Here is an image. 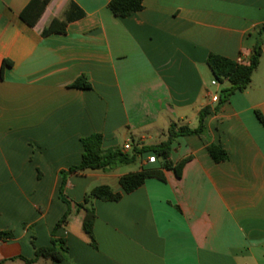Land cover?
<instances>
[{
	"label": "crops",
	"instance_id": "1",
	"mask_svg": "<svg viewBox=\"0 0 264 264\" xmlns=\"http://www.w3.org/2000/svg\"><path fill=\"white\" fill-rule=\"evenodd\" d=\"M34 1L0 0V232L14 234L0 238V264H28L51 245L68 210L61 172L81 163L82 139L101 134L105 150L131 143L132 154L165 141L172 124L197 129L206 108L203 133L172 146L174 165L189 158L180 176L152 166L159 158L148 164L152 153L136 171L160 168L166 180L129 194L122 167L69 175L72 213L54 233L67 261L33 264H264V44L251 85L218 109L211 94L229 83L213 86L208 65L210 54L249 60L264 0H145L126 18L111 0H51L30 26L22 15ZM71 3L85 17L43 36ZM81 78L89 89L73 86ZM213 144L227 161L212 159ZM100 185L123 197L92 201L94 247L77 206Z\"/></svg>",
	"mask_w": 264,
	"mask_h": 264
},
{
	"label": "trees",
	"instance_id": "2",
	"mask_svg": "<svg viewBox=\"0 0 264 264\" xmlns=\"http://www.w3.org/2000/svg\"><path fill=\"white\" fill-rule=\"evenodd\" d=\"M51 0H36L23 13L22 17L28 25L33 26L42 15L46 6ZM145 0H111L109 9L116 17L126 18L143 10ZM85 17V13L80 10L74 3L69 5L64 19H54L50 25L43 31V36H48L53 33L65 34L68 25L76 20ZM264 44V26L258 31L256 44L253 48L252 55L248 63H238L235 60L217 55L210 54L208 57V65L212 70L214 77L220 83L227 81L228 87L221 90L219 95V102L217 109L224 103L230 100L236 93L243 92L251 85L253 75L259 66L261 57L263 55ZM12 63L4 60L1 75H3L4 68L11 66ZM76 88L89 89L90 84L86 82L85 78L77 80L74 84ZM212 114L209 108L203 109L199 115V127L191 129L186 126H178L172 124L168 130V137L160 144L143 147L142 149H135L132 154L126 153L120 148H113L105 150L103 148V136L101 134H93L87 138L82 139L84 152L82 161L79 165L72 166L68 170L61 172V186L59 189V196L63 202L68 205V210L62 219L56 224L53 232V239L50 246L40 247L36 249V259L26 260L28 264L35 263L38 259L44 258L53 262L62 263L67 261L68 250L65 246L66 242L62 239L54 238V233L57 229L67 225L68 218L72 213V202L67 198L65 191L67 179L71 174L84 173L86 171H113L119 167L130 166L136 163L137 158L145 153H152L159 159L164 160V168L174 170L178 176L181 175L185 164L189 158L183 160L181 163L174 165L171 160L172 146L177 138L189 135H201L204 131V121ZM259 119L264 123V118L260 113H257ZM208 152L216 163H221L228 160L227 152L219 145H210ZM158 179L165 181V174L162 169L149 167L142 168L140 171L130 172L120 179V186L127 194L134 192L142 187L146 180ZM123 193L115 192L110 186L100 185L95 187L85 199L83 204L77 206V211H84L85 217L83 220V229L91 240V245L97 247L94 224L96 220V212L91 205L94 199L102 201H120ZM0 238L12 239L13 232H0ZM34 243V237L32 238Z\"/></svg>",
	"mask_w": 264,
	"mask_h": 264
},
{
	"label": "built area",
	"instance_id": "3",
	"mask_svg": "<svg viewBox=\"0 0 264 264\" xmlns=\"http://www.w3.org/2000/svg\"><path fill=\"white\" fill-rule=\"evenodd\" d=\"M237 62L244 64V63H248L249 60H243V59L240 58V59H238ZM212 85L215 86V87H219L220 83H219V81L214 80L212 82ZM219 95H220L219 93L211 94V100L213 102H215V103H218L219 102ZM132 150H133L132 144L131 143H126L124 148H123V151L126 152V153H129ZM157 159H158L157 156L152 154V155H150L148 157L147 163L148 164H155L157 162Z\"/></svg>",
	"mask_w": 264,
	"mask_h": 264
},
{
	"label": "rangeland",
	"instance_id": "4",
	"mask_svg": "<svg viewBox=\"0 0 264 264\" xmlns=\"http://www.w3.org/2000/svg\"><path fill=\"white\" fill-rule=\"evenodd\" d=\"M150 155L147 154L146 155V158H148ZM164 164V160L163 159H158V162L157 164L155 165H152V166H155V167H161L162 165ZM139 165H140V162H136L135 164L133 165H130V166H124L122 167L121 171L124 172V173H129L130 171H136L139 169ZM50 262V261H48Z\"/></svg>",
	"mask_w": 264,
	"mask_h": 264
}]
</instances>
